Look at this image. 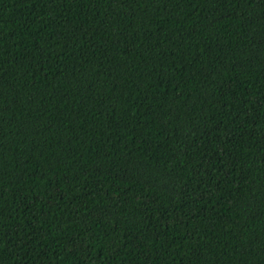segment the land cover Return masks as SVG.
Here are the masks:
<instances>
[{"label":"trees","instance_id":"obj_1","mask_svg":"<svg viewBox=\"0 0 264 264\" xmlns=\"http://www.w3.org/2000/svg\"><path fill=\"white\" fill-rule=\"evenodd\" d=\"M0 264H264V0H0Z\"/></svg>","mask_w":264,"mask_h":264}]
</instances>
